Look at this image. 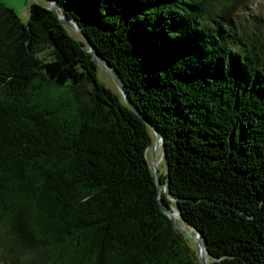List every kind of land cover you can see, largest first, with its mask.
Instances as JSON below:
<instances>
[{
    "label": "trees",
    "instance_id": "trees-1",
    "mask_svg": "<svg viewBox=\"0 0 264 264\" xmlns=\"http://www.w3.org/2000/svg\"><path fill=\"white\" fill-rule=\"evenodd\" d=\"M55 1L24 20L0 0L2 263L203 264L165 210L180 209L210 264H264V16L249 0Z\"/></svg>",
    "mask_w": 264,
    "mask_h": 264
},
{
    "label": "water",
    "instance_id": "water-1",
    "mask_svg": "<svg viewBox=\"0 0 264 264\" xmlns=\"http://www.w3.org/2000/svg\"><path fill=\"white\" fill-rule=\"evenodd\" d=\"M51 2H52V7L55 10H57V2L55 0H51ZM61 18H62L63 21L68 22L69 24H71L72 26L76 27L79 31L82 32V29L80 28V26H78L77 24L71 22L64 13H62ZM90 49H91V52L93 54L94 59L98 62V64L100 66H102L103 68L107 69L111 73L112 77L115 79V81L120 86V88H121L122 92L124 93L127 101L133 107H135L138 110V108L134 105V103L131 101V99L127 95V92L125 91V89L123 88L122 84L120 83V80L118 79V77H117L116 73L114 72V70L106 62H104L99 57V55L97 54L96 48H95V46L92 43H91V48ZM153 128H154V130L156 132V138L152 142V149H153V151H155L156 147L158 145H160V144L163 145V148H164V138H163L162 132L155 125H153ZM153 165H154V169L156 171L157 178H158V186L160 187L161 186L160 181H159V179H160V171H159L158 163H157L156 160L153 161ZM165 210L175 220L176 224L179 227H181L183 230L187 231L190 235L195 237L198 253L200 255L202 263L203 264H210L209 263L210 258H209L208 254L206 252V245H205V242H204V238H203L202 232L196 226H194L192 224H189V226L192 228V230H188L177 220L178 217L184 219V216H183V214H182L180 209H177V210L165 209ZM176 214H177L178 217H176Z\"/></svg>",
    "mask_w": 264,
    "mask_h": 264
},
{
    "label": "rangeland",
    "instance_id": "rangeland-1",
    "mask_svg": "<svg viewBox=\"0 0 264 264\" xmlns=\"http://www.w3.org/2000/svg\"><path fill=\"white\" fill-rule=\"evenodd\" d=\"M4 1L7 4L13 6L24 20H27L29 18V16H30V4L32 2H35V1H38V0H4ZM248 6L250 8H252V9H254V11L259 12L261 15L264 16V0H249ZM109 73H108V71H106L103 68H101L99 70L100 78L104 82H106L108 85L113 84V80L111 78L112 75L110 76L111 73L110 74ZM149 158H150L151 162L156 160L158 162L164 163L163 150H162L161 145H158L156 147L155 151H153V149L151 147L149 148ZM160 167L162 168V166H160ZM181 224L186 229L192 230V228L188 224H186L184 222H181ZM185 232H187V231H185ZM188 235L191 237V239H190L191 242L193 244H196L195 237L190 235L189 233H188ZM196 247H197V244H196ZM209 263H210V260H209ZM0 264H4V263H2V261L0 260Z\"/></svg>",
    "mask_w": 264,
    "mask_h": 264
},
{
    "label": "bare ground",
    "instance_id": "bare-ground-1",
    "mask_svg": "<svg viewBox=\"0 0 264 264\" xmlns=\"http://www.w3.org/2000/svg\"><path fill=\"white\" fill-rule=\"evenodd\" d=\"M176 217H178L177 214H176Z\"/></svg>",
    "mask_w": 264,
    "mask_h": 264
}]
</instances>
